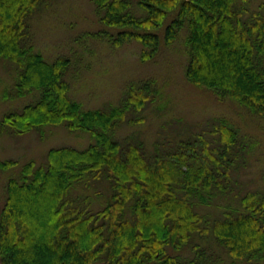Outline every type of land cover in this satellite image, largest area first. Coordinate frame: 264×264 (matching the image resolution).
Here are the masks:
<instances>
[{
	"label": "trees",
	"instance_id": "16d2710c",
	"mask_svg": "<svg viewBox=\"0 0 264 264\" xmlns=\"http://www.w3.org/2000/svg\"><path fill=\"white\" fill-rule=\"evenodd\" d=\"M54 1L0 0V59L14 68L3 97L35 94L0 128L20 135L63 124L92 141L52 147L6 179L0 264H264V165L262 182L243 179L264 148V0H91L104 28L76 41L135 40L148 60L169 17L166 44L185 31L186 80L260 124L262 136L218 117L152 151L118 130L143 122L154 79L131 81L115 105L85 108L68 93L70 57L48 61L35 49L32 17Z\"/></svg>",
	"mask_w": 264,
	"mask_h": 264
},
{
	"label": "rangeland",
	"instance_id": "374dc122",
	"mask_svg": "<svg viewBox=\"0 0 264 264\" xmlns=\"http://www.w3.org/2000/svg\"><path fill=\"white\" fill-rule=\"evenodd\" d=\"M166 23L159 31L160 45L156 55L143 61L141 44L135 40L116 46L97 38L76 41L83 32L104 28L97 19L92 1L55 0L49 8L32 17L31 40L48 61L62 55L70 57L71 65L66 72L68 93L85 108L115 105L131 81L154 79L159 92L156 100L138 114L144 117L143 122L127 124L118 130L120 136L137 133L150 151L154 149L155 141L168 142L172 133L200 131L218 117L230 119L244 131L262 136L258 119L242 107L228 100H218L186 80L185 31L181 30L172 43L166 44ZM13 79L14 68L0 59V122L4 114L20 110L35 99L34 92L4 98ZM41 132L33 130L18 135L0 128V165L8 160L17 161L8 169L0 167V206L5 196L6 179L17 176L25 162L42 163L52 147L66 145L84 149L92 141L89 133L71 132L63 124L46 125ZM262 153L259 163H254L243 175L248 185L262 182L260 170L264 165V148Z\"/></svg>",
	"mask_w": 264,
	"mask_h": 264
}]
</instances>
